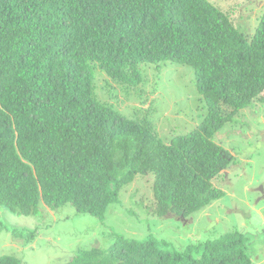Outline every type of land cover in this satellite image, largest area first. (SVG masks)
Segmentation results:
<instances>
[{
    "label": "trees",
    "instance_id": "1",
    "mask_svg": "<svg viewBox=\"0 0 264 264\" xmlns=\"http://www.w3.org/2000/svg\"><path fill=\"white\" fill-rule=\"evenodd\" d=\"M232 13L210 0H0V206L33 216L69 203L101 219L148 174L157 217L185 219L220 199L212 180L233 157L214 136L264 91V10L248 37ZM165 62L192 68L206 110L169 141L150 110L127 117L108 103L110 82L143 92L147 71ZM36 232L13 229L27 241ZM113 237L65 264H252L239 231L183 250L152 235Z\"/></svg>",
    "mask_w": 264,
    "mask_h": 264
},
{
    "label": "rangeland",
    "instance_id": "2",
    "mask_svg": "<svg viewBox=\"0 0 264 264\" xmlns=\"http://www.w3.org/2000/svg\"><path fill=\"white\" fill-rule=\"evenodd\" d=\"M210 1L218 8L232 10L238 31L247 37L264 10V0ZM156 69L147 71L143 92L131 90L129 94L110 82L115 98L108 103L127 117L139 118L150 110L149 119L158 136L169 141L199 125L206 110L191 67L165 62ZM96 89L107 98L102 81ZM214 142L233 157L228 168L212 180L223 196L189 217L153 215L152 175H137L121 190L119 200L108 205L101 219L77 212L69 203L54 210L40 204L33 216H20L0 206V256H14L20 264H65L79 249L107 248L115 234L137 240L152 235L173 249L183 250L187 245L239 231L247 238L252 264H264V91L222 126ZM13 229L37 232L27 241Z\"/></svg>",
    "mask_w": 264,
    "mask_h": 264
}]
</instances>
